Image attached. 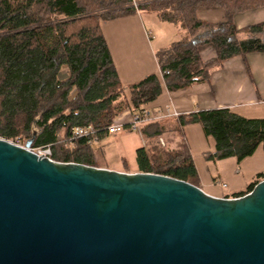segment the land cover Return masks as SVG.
Returning <instances> with one entry per match:
<instances>
[{"label": "trees", "instance_id": "16d2710c", "mask_svg": "<svg viewBox=\"0 0 264 264\" xmlns=\"http://www.w3.org/2000/svg\"><path fill=\"white\" fill-rule=\"evenodd\" d=\"M0 0V137L30 147L49 145L51 158L99 167L93 143L119 121L120 113L140 112L161 93L156 74L123 86L113 66L101 23L135 11L154 13L176 25L181 37L155 52L165 87L176 91L207 82L223 61L250 52L264 54V20L242 28L234 16L264 4V0ZM202 8H220L218 22L197 16ZM246 33L247 37L239 34ZM208 44L214 56L202 60L199 48ZM65 71V77L60 74ZM128 90L129 96L125 93ZM126 112V111H125ZM180 125L199 123L215 149L216 160L240 161L260 144L264 119L245 118L229 108L179 114ZM90 124L88 136H73L76 126ZM141 133L148 147L135 150V169L197 185L190 155L161 146L158 121L144 122ZM61 134L62 139L57 140ZM154 143L155 153L150 155ZM159 145L158 147H156ZM162 147V148H161ZM152 149V148H151ZM264 177L258 174L247 192Z\"/></svg>", "mask_w": 264, "mask_h": 264}, {"label": "water", "instance_id": "95a60500", "mask_svg": "<svg viewBox=\"0 0 264 264\" xmlns=\"http://www.w3.org/2000/svg\"><path fill=\"white\" fill-rule=\"evenodd\" d=\"M0 137V264H264V177L234 197Z\"/></svg>", "mask_w": 264, "mask_h": 264}, {"label": "crops", "instance_id": "0c3cea01", "mask_svg": "<svg viewBox=\"0 0 264 264\" xmlns=\"http://www.w3.org/2000/svg\"><path fill=\"white\" fill-rule=\"evenodd\" d=\"M252 12L253 10H249L246 14ZM145 13L148 12L135 11L101 23L108 54L121 84L128 86L148 74H156L161 82V93L145 107L152 115L159 116L151 120L158 121L161 126L162 131L158 141L161 138L162 146L181 149L190 155L196 170L197 186L206 193L234 198L246 193L248 184L258 174L264 173L263 146L259 144L251 155L240 161L233 156L220 160L207 159L206 155L215 149L214 139L204 134L199 123L180 125L177 116L226 107L245 118L264 119V54L255 51L247 53L244 57L233 56L212 70L209 81L197 82L176 91H169L164 85L155 52L180 38L181 32L176 25L159 20L151 12L153 16L149 14V24L156 28V36L154 31L147 30L143 17ZM197 16L200 20L210 22L225 19V13L220 8L199 9ZM257 20V18L247 20L245 14L237 13L233 22L238 28H242L256 23ZM160 37L162 41L159 40ZM240 37L247 35L241 34ZM198 51L203 60L214 56V50L208 44L200 46ZM129 113L124 112L118 120L128 119ZM162 114L164 116L161 117ZM139 137L141 146L148 147L142 133ZM99 167L110 168L104 162L100 163ZM115 170L136 171L124 167Z\"/></svg>", "mask_w": 264, "mask_h": 264}, {"label": "rangeland", "instance_id": "374dc122", "mask_svg": "<svg viewBox=\"0 0 264 264\" xmlns=\"http://www.w3.org/2000/svg\"><path fill=\"white\" fill-rule=\"evenodd\" d=\"M135 4L142 3L145 0H135ZM249 10H253L251 14H246ZM151 12L145 13L143 15L144 20L147 25V30L154 31L155 35L157 36L156 28L151 26L149 23V16H153L150 14ZM241 14H245L247 16V20L249 19H258L257 22H260L261 20H264V4L255 6L253 9H248L242 12H239ZM150 14V15H149ZM155 20V19H154ZM150 26H149V25ZM168 26V25H164ZM242 35H245L246 33H241ZM241 34H239L241 36ZM178 36V35H177ZM159 37V36H158ZM162 41V37H160ZM157 42V41H156ZM155 43V42H153ZM211 57H208V59ZM202 59V58H201ZM203 60V59H202ZM207 60V59H205ZM65 71H62L60 76L65 77ZM125 94L129 96V92L127 89H125ZM127 111V110H125ZM123 111L120 113V116L123 115L125 112ZM62 136L61 134L57 135V140H61ZM12 141V140H10ZM14 142V140H13ZM16 142V141H15ZM161 145V144H160ZM157 145L156 147H158ZM162 146V145H161ZM93 147L96 152V156L99 163H106L110 169L115 168H126L127 170H134L135 169V150L138 147H141L140 137L139 133L135 130L130 129H123L120 132H117L115 134H106L98 141H95L93 143ZM154 143L151 146V148H148L150 151V155L152 153H155ZM162 148V147H161Z\"/></svg>", "mask_w": 264, "mask_h": 264}, {"label": "built area", "instance_id": "2783aa9c", "mask_svg": "<svg viewBox=\"0 0 264 264\" xmlns=\"http://www.w3.org/2000/svg\"><path fill=\"white\" fill-rule=\"evenodd\" d=\"M135 5V2H133ZM176 115V113H174ZM161 117L164 116V114L160 115ZM159 116L152 115L150 113V110L147 108H144L140 112H134V113H129V118L126 120H119L117 122H114L107 126L106 132L107 134H114L117 132L122 131L123 129H130V130H135L139 134L141 133L140 126L144 122H149L150 120H153ZM93 132L92 126L90 124L85 125V126H76L73 131L72 135L73 136H88ZM16 144H19L18 142H14ZM159 143L163 145V141L161 138H159ZM20 145V144H19ZM29 149L33 152H35L38 155H43L51 158V148L49 145H44V146H36V147H29Z\"/></svg>", "mask_w": 264, "mask_h": 264}]
</instances>
